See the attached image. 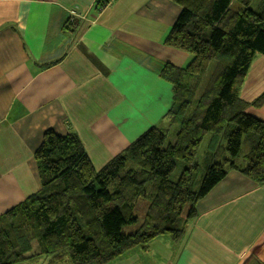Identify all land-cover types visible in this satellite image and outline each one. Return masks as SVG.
<instances>
[{"label":"crops","instance_id":"obj_1","mask_svg":"<svg viewBox=\"0 0 264 264\" xmlns=\"http://www.w3.org/2000/svg\"><path fill=\"white\" fill-rule=\"evenodd\" d=\"M104 1L0 0V214L40 189L34 153L46 130L76 133L100 169L173 104L161 72L190 55L163 39L182 6ZM263 92L257 55L241 97ZM254 114L264 119V107ZM197 210L179 242L159 236L108 264H264V184L230 170Z\"/></svg>","mask_w":264,"mask_h":264},{"label":"trees","instance_id":"obj_2","mask_svg":"<svg viewBox=\"0 0 264 264\" xmlns=\"http://www.w3.org/2000/svg\"><path fill=\"white\" fill-rule=\"evenodd\" d=\"M174 1L182 11L163 43L190 60L161 72L173 89L165 116L173 131L152 126L96 169L76 133L46 130L34 153L40 189L0 214V264H108L159 236L179 242L228 171L264 184V119L254 114L264 92L241 97L264 56V0ZM75 26L68 20L64 30Z\"/></svg>","mask_w":264,"mask_h":264},{"label":"rangeland","instance_id":"obj_3","mask_svg":"<svg viewBox=\"0 0 264 264\" xmlns=\"http://www.w3.org/2000/svg\"><path fill=\"white\" fill-rule=\"evenodd\" d=\"M102 4H104V3H102ZM103 6H104V5H103ZM103 6L101 5L99 9H102ZM234 7H235V8H241V6H240L238 3H235V4H234ZM161 124H162L163 126L167 127L168 129H170L171 131H173V128L169 126V124H168V120H167V119H163V121H161ZM172 138H174V136H172L171 139H172ZM209 138H210V135H207V136L204 138V140H203V142H202V144H201V146H200V148H199L198 156H199V160H200V162H203V161H204V153H206V151H207L208 144H209ZM226 143H227V139H226V137H224L223 135L219 138V140H218V142H217V144H219V145H226ZM219 145H218V146H219ZM242 149H243V151H246V144H245V141H243ZM182 166H183V163H182V162H179L178 167H177V170H176V172L174 173V177H175V178L179 175V173H180V172L182 171V169L184 168V167H182ZM201 174H202V173H195L194 180H196V179L199 180ZM197 184H198V183H197ZM194 187H195L196 190L199 188L198 185H195Z\"/></svg>","mask_w":264,"mask_h":264},{"label":"built area","instance_id":"obj_4","mask_svg":"<svg viewBox=\"0 0 264 264\" xmlns=\"http://www.w3.org/2000/svg\"><path fill=\"white\" fill-rule=\"evenodd\" d=\"M111 2L112 0H105L103 3H104V6H108Z\"/></svg>","mask_w":264,"mask_h":264}]
</instances>
